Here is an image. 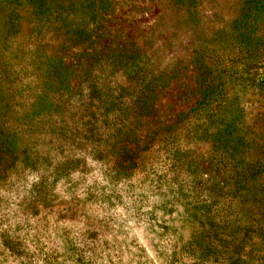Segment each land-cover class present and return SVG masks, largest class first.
I'll use <instances>...</instances> for the list:
<instances>
[{"label": "rangeland", "instance_id": "obj_1", "mask_svg": "<svg viewBox=\"0 0 264 264\" xmlns=\"http://www.w3.org/2000/svg\"><path fill=\"white\" fill-rule=\"evenodd\" d=\"M246 2L97 0L95 18L85 2L72 27L20 20L24 47L45 45L82 84L65 106L71 141L34 133L28 143L47 165L18 161L0 191V264H264V40L244 20ZM85 23L89 35L79 38L72 29ZM202 76H221L216 100L179 123L176 139H161L196 106ZM118 111L119 125L135 128L129 148L152 149L133 179L114 182L94 144ZM171 146L195 151V173L171 167ZM69 159L77 168L53 186L52 168ZM46 176L51 207L38 213L35 185ZM3 232L19 254L1 245Z\"/></svg>", "mask_w": 264, "mask_h": 264}, {"label": "trees", "instance_id": "obj_2", "mask_svg": "<svg viewBox=\"0 0 264 264\" xmlns=\"http://www.w3.org/2000/svg\"><path fill=\"white\" fill-rule=\"evenodd\" d=\"M65 1L68 3L65 4ZM96 1L0 0V191L8 187L10 174L16 169L18 161L22 163L21 167L24 169L35 165L37 162L39 169H43V166L47 165L45 164L47 160L41 164L39 155L34 156L28 143V141L33 140L34 133L38 131L40 134L39 132L47 128L48 134L57 135L62 142L63 138L66 141H71L72 137H68L70 132L67 127L68 124H66L68 118L66 117L65 106L72 96L79 95L82 84L79 75L72 67L66 66L60 58L48 53L45 45L42 47H39L40 44L31 48L24 47V42L19 36L21 33L19 30L16 32V27L21 25L20 20L30 22L34 17L38 20V24L49 26L59 23L64 26L69 24L72 27L73 23L69 22V16L73 12L86 11L85 2L92 4L93 10L87 16L95 18L96 9L99 10L95 7ZM246 1L244 20L249 26L252 25L249 28L256 26L257 31L261 33L258 37L259 42H261L264 40V0ZM21 12H24L27 17H21ZM87 23L73 27L72 31L76 30L75 33L79 38L87 37L89 35ZM13 45L16 46L13 47ZM24 49L27 50L23 52L25 55L22 54ZM247 52L250 58V67L257 68L261 55L257 50H252L251 47L248 48ZM253 54H255L254 58L251 57ZM21 58H26L29 62L21 65V68H17V63L11 61ZM21 70L32 75L34 80L23 82L21 75L26 73H22ZM244 71L247 74L250 73L246 68ZM258 79L260 87L264 89V72ZM197 84L199 97L196 106L189 112L182 113L174 125L162 128L160 130L161 139L175 138L174 133L177 131L179 123H183L193 113L201 111L214 102L223 81L221 76L210 77L209 79H204L202 76L197 80ZM90 98L93 99L92 96ZM121 105L124 104L116 105L115 109L121 108ZM133 105L135 106V104ZM137 107L140 110L141 107L139 105ZM105 110L104 113L109 115V111L106 108ZM92 115L95 118L96 112H93ZM120 116V112H116L113 126L104 127L106 134L104 132L99 134L96 144H94V153L99 155L95 160L100 163L102 168H105L114 182H119L121 179H133L136 175L135 172H138L137 168L142 165V161L144 163L143 153L152 149V145L147 144L141 149L134 148L131 150L129 148L128 142H134L136 138L135 128L132 121H129L128 124L119 125ZM171 147L170 150L172 151H169L168 156L171 160V167L181 171V166H186L188 171L195 173L196 161L191 159L195 156V151L187 147ZM77 166L78 163L70 159L59 162L51 170V184L54 186L60 177L66 172L70 173L71 170H75ZM44 170L48 171V169ZM49 179L48 176L44 179L42 177L35 185L38 190L36 192V196L38 194V213L40 206L44 207V210L51 207L52 199L49 196V190H47L50 184ZM50 193H53V188ZM2 202L3 200L0 198V204ZM82 213L84 212L81 211V208H78L71 216L76 219ZM1 238V245L4 248L11 254H19L18 244L10 239L7 233L3 232Z\"/></svg>", "mask_w": 264, "mask_h": 264}]
</instances>
